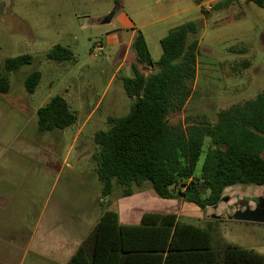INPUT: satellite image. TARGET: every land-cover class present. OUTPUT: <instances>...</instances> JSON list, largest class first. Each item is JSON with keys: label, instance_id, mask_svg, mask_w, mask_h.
Segmentation results:
<instances>
[{"label": "rangeland", "instance_id": "374dc122", "mask_svg": "<svg viewBox=\"0 0 264 264\" xmlns=\"http://www.w3.org/2000/svg\"><path fill=\"white\" fill-rule=\"evenodd\" d=\"M216 2L205 11L193 0H0V73L7 58L25 54L34 58L32 65L8 75L9 91L0 93V234L8 241L0 243V253L10 239L19 246L9 264H58L59 257L57 261L39 255L40 249V253L47 252L40 247L42 240L55 248L70 238L84 239L102 211L120 208L121 188L114 183L111 194L102 196L93 160L94 133L107 130V119L126 115L131 104L122 84L123 78L132 76L130 67L114 74L119 48L104 49L97 58L90 52L105 41L112 27L121 28L115 18L100 25L110 13L115 15L123 7L142 26L139 29L154 61L162 52L159 38L168 29L187 21L197 24L193 92L180 112L168 115L170 125L203 118L213 121L219 111L264 90V5L236 0L215 10ZM55 45L69 49L74 60H48L46 54ZM124 53L120 51L119 57ZM132 57L130 48L126 66ZM35 69L41 78L34 93L28 94L23 82ZM153 71L143 70L145 75ZM56 95L65 99L77 121L63 130L39 131L36 110ZM15 96H24L27 112L18 108ZM208 144L206 139L204 151ZM203 158L204 153L196 176ZM133 190L144 198L139 210L160 212L164 205L174 206L167 211L177 212L181 222L210 230L214 248L234 244L264 256V224L228 220L236 210H243L240 202L254 209L259 200L264 201V186L228 187L220 203L205 209L196 207L186 195L167 204L171 200L158 198L150 182ZM199 194L202 198L209 194L202 182Z\"/></svg>", "mask_w": 264, "mask_h": 264}, {"label": "trees", "instance_id": "16d2710c", "mask_svg": "<svg viewBox=\"0 0 264 264\" xmlns=\"http://www.w3.org/2000/svg\"><path fill=\"white\" fill-rule=\"evenodd\" d=\"M234 1L218 2L215 10ZM194 2L200 4V0ZM245 2L264 5V0ZM197 34L193 21L169 30L159 41L162 52L157 61L152 60L143 34L135 35L132 76L122 79L131 100L129 111L122 117H109V128L93 136L97 147L93 160L102 196L111 194L114 183L122 196L128 197L133 186L150 182L160 199L186 195L196 207L205 209L220 203L228 187L264 186V90L253 99L219 111L213 121L203 118L170 125L167 120L170 113L180 112L192 95ZM46 58L74 60L72 52L60 45L53 46ZM33 62L27 54L5 59L0 93L9 91V74ZM144 68L154 71L144 75ZM40 78L36 69L25 77L28 94L34 93ZM36 119L39 131L50 132L74 125L77 117L65 99L56 95L36 111ZM206 139L209 144L204 151ZM201 182L209 191L206 198L199 194ZM65 264H264V256L234 244L214 248L209 229L181 222L174 213H144L137 225H122L118 213L106 209Z\"/></svg>", "mask_w": 264, "mask_h": 264}, {"label": "crops", "instance_id": "0c3cea01", "mask_svg": "<svg viewBox=\"0 0 264 264\" xmlns=\"http://www.w3.org/2000/svg\"><path fill=\"white\" fill-rule=\"evenodd\" d=\"M216 1L221 2L223 0H209L205 4L202 3V0H200V4L196 5V7L200 8L201 5L203 7L206 4H210L211 2H216ZM218 2H216V3H218ZM244 2H245V0H244ZM114 18L120 24L121 28L116 29V28L112 27L110 29V31L108 33H106L105 41L104 42H100L98 44H100L102 46V48H103V51L100 53L99 56H101L104 53V49L119 48L118 54L116 56V59L118 60V62H117L118 65H117V68H116V70L114 72V74H116V73H119L124 67H126L127 71H129V67H130V70H131V65L133 63H135V53L133 52V50L131 48V44H132V41H133L135 35L137 34V32H141L139 28H142V26H140V27L137 26L134 23V21L131 19V17L124 11L123 7H121L118 11L115 12L114 17L111 19L110 22H112V20ZM179 25H181V24H179ZM179 25H177V26H179ZM177 26H175V27H177ZM175 27H172V28L168 29V31L173 29V28H175ZM143 36L145 38L144 34H143ZM164 36L160 37L159 41ZM145 41H146V38H145ZM95 46L96 45H94L93 48L90 51L91 52V56H92V51L95 48ZM198 47H199V41H198ZM130 48H131V50L133 52V57H132L133 58V62H131L129 66H126L125 61H126V57H127L128 53H129ZM122 50H125V53H124V55L122 57H119V52L122 51ZM144 69H152V68H144ZM143 70H142V72H143ZM130 73H132V71H130ZM19 98H21V99H19ZM22 100H24V96H19V97L15 96V102H17V104H18L17 105L18 108L24 113V112H27L28 108H27L26 105H24V101H22ZM42 106H40V107H42ZM40 107H38L37 110ZM97 107H99V103L96 104L94 109L96 110ZM35 115H36V113H35ZM36 125H37V119H36ZM76 137L77 136L74 137L73 142L76 140ZM96 149H97V147H96ZM143 199L144 198H142L141 196L136 195L134 192H133V194L131 196L123 197L121 199V201L119 202L121 204L120 208L118 209V211H116L118 213L120 224H122V225H137L140 222L141 216L144 213H149V212H145V211L139 210V206H142L140 204L143 202ZM171 201H169L170 203L167 202V204L174 203L173 200H171ZM177 208H179V206H177ZM168 209H175V208L172 205H170L169 207L164 205V208L161 209L160 212L157 211V212H151V213H161V214L174 213V214L177 215V212H175V211L168 212L167 211ZM100 215H99V217H100ZM99 217L97 218L96 222H93L94 223L93 225L91 224L92 228H90L91 226H89L88 234L92 231L91 229H93L94 226L96 225ZM88 234H86V237H87ZM84 239L81 238V239H75L74 241H72L71 238H70L68 241H65V240L62 241L60 245L57 244L58 247H55V248L52 246L51 243L48 244V243L43 242V240H42L40 242V247L41 248H46L47 252L45 251V253H40L41 252V249H40L39 255L40 254H44V255H47L48 257L52 258L53 260H57V261H58V257H59V258H61V262L58 261V264H65L70 259V257L74 254V252L77 250V248L80 246V244L82 243V241ZM9 241H10V243L8 245V248H6L5 251L2 252V254L0 253V264H9V259L11 258L12 253L15 252L16 249L19 247V246H17V243H16L15 239H10ZM3 242L6 243L8 241L5 238H3L1 236V234H0V243L3 244ZM37 245H35L34 247H37ZM21 247L24 248L25 251H26L27 245H25L23 243ZM55 256H57V258H55Z\"/></svg>", "mask_w": 264, "mask_h": 264}, {"label": "water", "instance_id": "95a60500", "mask_svg": "<svg viewBox=\"0 0 264 264\" xmlns=\"http://www.w3.org/2000/svg\"><path fill=\"white\" fill-rule=\"evenodd\" d=\"M3 11V4H0V14ZM114 13H110L108 16L103 18L100 22L101 25L108 24L111 19L113 18ZM260 202V204H259ZM257 202L259 204L255 209H250L249 205L246 201L240 202V206L243 210H236L231 216L228 217V220H234L238 222H245V223H258L264 224V201Z\"/></svg>", "mask_w": 264, "mask_h": 264}, {"label": "built area", "instance_id": "2783aa9c", "mask_svg": "<svg viewBox=\"0 0 264 264\" xmlns=\"http://www.w3.org/2000/svg\"><path fill=\"white\" fill-rule=\"evenodd\" d=\"M205 11H210L212 9L211 4H206L203 6ZM103 51V48L100 44H96L95 48L92 51V56L94 58L98 57L100 53Z\"/></svg>", "mask_w": 264, "mask_h": 264}, {"label": "flooded vegetation", "instance_id": "af4514ba", "mask_svg": "<svg viewBox=\"0 0 264 264\" xmlns=\"http://www.w3.org/2000/svg\"><path fill=\"white\" fill-rule=\"evenodd\" d=\"M259 204H260V202H259ZM259 204H257V203H256V204H255V208H257V207H261V208H262V206H261V205H260V206H258ZM255 208H254V209H255Z\"/></svg>", "mask_w": 264, "mask_h": 264}]
</instances>
